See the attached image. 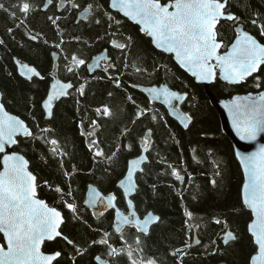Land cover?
<instances>
[{
    "label": "snow or ice",
    "instance_id": "snow-or-ice-1",
    "mask_svg": "<svg viewBox=\"0 0 264 264\" xmlns=\"http://www.w3.org/2000/svg\"><path fill=\"white\" fill-rule=\"evenodd\" d=\"M69 8H65V0L54 3V0H44L43 9H37L31 3V0H13L8 6L0 2V10L9 13L10 18L17 19V12L21 14L20 25L27 27V18L36 10L47 11L49 6H53L57 12L64 10L71 15L72 9H79L80 5L75 0H66ZM228 0H169L168 3H162L161 0H106V7L102 3H93L87 5L82 17L76 19H87L89 26H96L102 29L92 38H84L80 35H73L65 39L64 30L61 29L59 21L62 14L48 15L55 34L59 37L58 41H49L41 32H26L24 35L27 41L33 43L43 42L49 45L54 51L51 52L52 61H59L63 57V70L79 80H85V83H79L76 87L72 80L66 83L54 82L46 98L42 102V115L46 120L54 118V105L61 98L71 97L73 90L80 97H86V87L92 81L106 80L111 82L116 89H123L127 92L128 88L139 90L135 83H128L125 86L123 77L127 74L130 67L134 68L136 73H147L148 68L138 58L136 63L130 65L128 56L134 46V39L131 35L122 31V21L128 20L139 26L141 35L150 38L155 49L174 57L180 68L186 70L199 81H213L219 74L220 79L226 81L229 85H237L253 76L254 73L262 70L264 66V44L259 43L252 35L238 30L237 38L231 45V49L224 54L220 53L222 41L218 39L217 25L222 21L239 22L240 18L228 10ZM93 13L91 19L88 18L89 12ZM253 25H257V20H252ZM260 35L264 36V24H259ZM7 32L12 40L21 47L23 43L17 41L13 28H8ZM104 41L108 47L104 48L99 54L91 57L92 63L88 59L74 52L68 54L65 45L75 42L81 45L80 52L85 47H92L94 44ZM5 41L0 39V45ZM109 49L116 50L119 60H114ZM17 68L19 75L27 81H33V78L43 79L41 73L33 66L22 63L15 56L9 58ZM86 69V75L83 74ZM102 71V75H93L97 70ZM155 72L162 70L161 66L153 65ZM163 70H167L164 68ZM13 76V73H9ZM257 88H264V81L259 76L253 77ZM146 96V103L139 102L129 93L126 101L135 108L131 125L134 127L137 122L148 121V126L138 134L137 137H131L132 127H123L119 139L120 143L115 144L114 149L105 152L101 146L97 131L100 129L99 120L110 118L112 110L107 104L94 107L96 118L92 119L88 128L84 125L86 120L81 117L77 128L79 134L83 137L84 143L91 154L94 164H105V171H110L112 165L118 159L121 152H138V155L127 162L126 172L117 182V189L122 190L121 198L126 204L127 212H122L118 208L117 193L101 195L95 188H91L88 193V199L85 201L86 209H92L94 216H104L108 211H113L112 220L113 232L107 230H98L100 234L92 239L85 247H81L74 240L65 236L61 230V225L65 223V218L56 207L49 206L42 199L37 198L36 177L28 171V162L23 156L15 154H4L0 164L3 170L0 171V264H53L62 253L57 251L52 254H44L41 251V245L46 240H53L61 237L71 246L69 259L72 264H77V257H83L89 253L93 247L99 246L105 251L93 256L95 264H119V257L126 256L128 264H157L154 258H145L143 255L142 236L151 234L150 226L161 222V218L152 212H147L142 218L137 215L133 201L139 195V176L148 171L147 166L151 163V154L157 151L154 144V129L152 125H159L163 122L168 127L165 116L158 115L157 110L153 108L152 102L163 99V103L168 105L169 113L174 115L180 121L185 130H190V124L193 117L180 110L179 105L188 99L187 93L181 94L178 91H172L166 86H151L143 90ZM107 96H113L112 91L107 92ZM177 102L173 104V102ZM81 100L77 99L76 104L80 105ZM228 113L229 120L236 135L241 141L253 142L258 135L264 133V91L258 95L235 97L231 102L223 105ZM79 111V108L77 109ZM36 127L41 134L50 133L52 130L47 127ZM23 136L26 139L43 140L49 145V151L55 158L59 156L60 167L65 168L63 176L69 180L67 187L53 186L45 181L50 190H53L60 198L59 202L68 210L74 219H82L81 207L75 202L74 193L71 186V179L76 174L75 167L71 171L66 169L63 157L66 152L58 148V141L50 138L48 135H37L23 120L10 116L5 111V106L0 103V153L6 152V146L16 145V137ZM172 139L176 140V145L180 146V141L173 134ZM127 141V142H125ZM209 155L211 152L209 151ZM237 158L244 169V183L242 188V204L245 209L250 210L251 222L247 225V231L250 235V244L252 246L248 257L245 258V264H264V145L258 152L250 155H241L237 153ZM160 162V161H157ZM170 170V175L181 185L185 183V176L181 170L167 161H163ZM183 163V160H181ZM139 174V175H138ZM167 174V171L166 173ZM216 176H220L219 165L217 164ZM188 181L192 180L191 173H188ZM213 187L217 186L215 179L210 181ZM155 189V185L152 186ZM178 194L183 196L182 190ZM71 198V199H69ZM102 209L99 210L98 209ZM184 226L189 233L192 228L189 227V220L193 219V213L189 210L184 211ZM214 223L219 225L221 220L214 218ZM125 226L134 229V244L130 243L125 234ZM225 226H227L225 224ZM119 235L121 246L114 245L113 237ZM194 239L196 245L201 241L192 235H188L184 240L183 247L175 248L170 254L177 257L176 264H183V257L188 254V249L192 247L189 243ZM221 240L224 245L236 241L237 237L232 231H225ZM216 245L217 241H211ZM206 251L208 246H204ZM219 251L218 247L213 248L211 254ZM104 256L107 259L103 258Z\"/></svg>",
    "mask_w": 264,
    "mask_h": 264
},
{
    "label": "trees",
    "instance_id": "trees-1",
    "mask_svg": "<svg viewBox=\"0 0 264 264\" xmlns=\"http://www.w3.org/2000/svg\"><path fill=\"white\" fill-rule=\"evenodd\" d=\"M0 2L8 6L13 0H0ZM75 2L80 5V8L72 9L71 15L64 10L58 13L51 6L45 12L40 10L32 12L27 18V27L20 25L19 28H16L21 17L19 12H17V19L13 20L9 13L0 10V39L5 41L4 45H0V92L6 110L21 118L37 135H48L50 138L57 139V147L66 152L63 157L66 169L71 171L75 167L77 170L70 183L75 202L81 207L82 219H74L72 214L59 202V196L45 184L47 181L50 185L65 188L69 184V180L63 176L65 168L60 167L59 156L54 158L49 151L50 146L43 140L17 139L18 143L14 151L22 154L28 161L29 170L36 177L39 185L37 196L62 212L65 218V223L61 226L63 234L81 247H85L100 234L94 229L113 232L111 228L112 211L94 220L91 214L82 208L81 203L86 187L93 185L103 194L117 193L118 208L125 211V202L120 196L121 192L116 188V183L123 177L127 161L136 157L138 152H121L111 170L106 172L105 164L93 163L83 137L79 134L77 124L81 117H84L86 120L84 127L87 129L91 120L96 118L94 107L107 104L112 110V115L110 118L99 120L101 127L97 131V136L105 152H110L115 144L120 143L119 135L123 127H132L130 135L135 138L146 129L148 121L137 122L133 127L130 122L135 108L126 101L127 94L131 93L139 102L146 103L144 95L132 88H128L127 92L123 89H116L111 82L106 80L92 81L85 89L86 97H80L73 90L71 97L56 102L54 118L46 120L42 115L40 104L45 98L51 81L49 77L52 68L51 52L55 49L43 42L27 41L24 34L28 31H32L33 34L41 32L50 42L58 41L59 37L47 20L48 15L54 14H62L64 17L59 24L64 30L65 39L73 35L88 39L98 32L102 33V29L94 25L89 26L87 19H76L78 14L94 0H75ZM96 2L106 7V0H96ZM161 2L167 3L169 0H161ZM31 3L35 8L42 9L44 0H31ZM227 7L240 20L238 23L222 21L218 25V39L223 42V49L232 41L236 24H241L245 30L264 44V36L260 35L259 28V24H264V0H228ZM65 8H69L67 2ZM92 16L93 13L90 11L88 18L91 19ZM253 19L257 20V25L252 24ZM122 25V31L134 39V46L128 56L130 65L136 63L138 58H142L140 62L149 70L147 73L138 74L134 68L130 67L123 77L125 86L130 82L142 86L165 83L172 90L181 94L187 93L188 99L181 105V109L193 117L190 130L182 129L167 115L162 106L152 103L158 115L166 117L168 127H165L163 122L159 125H152L153 140L157 151L151 154V163L147 166L148 171L139 176V195L133 201L135 210L140 216L150 211L161 218L160 223L151 227L150 235L141 237L143 255L145 258H154L157 264H176L177 257L170 253L177 247H183L185 238L192 235L199 238L201 244L194 245V239L189 241L192 247L183 257V264H245V258L248 257L252 248L250 236L246 230L251 215L241 202L242 173L229 140L220 130L216 112L211 107L203 88L179 70L171 57L154 50L149 39L141 35L139 29L127 20H123ZM8 28L14 29L17 41L23 43L22 47L9 36ZM64 47L69 55L79 52L90 62L92 56L100 53L108 45L100 41L92 47H85L83 52H80L81 45L75 42L66 44ZM109 51L114 60L120 59L116 50L109 49ZM12 56L34 66L43 79L33 78V81H27L20 78L13 61L9 59ZM153 65L161 66L162 70L155 72ZM164 68L167 70H163ZM10 72L13 76H9ZM83 74L86 75V69ZM102 74L101 71L93 73L97 76ZM58 76L63 81L72 80L76 87L79 83H85L82 79L77 82L76 78L63 70L62 56L59 61ZM256 76L264 81V68ZM251 81L230 86L216 80L210 87V91L216 99H226L235 94L264 90V88L256 87L254 79ZM108 91L113 92L111 98L107 96ZM77 99L82 101L80 105L76 104ZM37 123L40 127H47L52 131L41 134L36 127ZM173 134L180 141V146H177L176 140L172 139ZM163 161L181 170V174L185 176L183 185L170 175V170H167V165ZM217 164L221 172L220 176L215 175ZM166 171L167 174H165ZM188 173L192 175L191 181L187 179ZM213 179L218 182L216 187H213L210 182ZM153 185L156 186L155 189ZM178 190H182V197L178 194ZM186 209L193 213V219L189 220L191 233L184 226ZM217 217L221 220L219 225L214 223V218ZM225 231H232L237 237L236 241L230 242L227 246L221 240ZM125 234L128 241L135 246L134 229L125 228ZM213 240L217 241L216 245L211 244ZM112 242L120 247L119 235H114ZM205 245L208 246L207 251ZM217 247L219 251L211 254L212 249ZM70 250L71 246L67 245L63 239H55L43 245L44 252L60 251L62 253V257L58 258L59 264H72L69 259ZM104 251L99 246L93 247L88 254L77 257V264H95L93 256ZM103 258L107 259L106 256ZM117 259L119 264H128L126 256ZM55 264H57L56 261Z\"/></svg>",
    "mask_w": 264,
    "mask_h": 264
},
{
    "label": "water",
    "instance_id": "water-1",
    "mask_svg": "<svg viewBox=\"0 0 264 264\" xmlns=\"http://www.w3.org/2000/svg\"><path fill=\"white\" fill-rule=\"evenodd\" d=\"M58 1V3L60 2V0H57ZM168 3V2H167ZM65 5H66V2H65ZM83 13H84V11H82V12H80L79 13V15H78V17H82L83 16ZM89 14V13H88ZM79 20H83V19H79ZM126 20V19H125ZM128 21V20H127ZM129 23H131L132 25H134V26H136L138 29H139V26L138 25H136V24H134L133 22H131V21H128ZM219 25V24H218ZM217 25V26H218ZM238 30L239 31H241V32H247L246 30H244V28H243V26L241 25V24H237L235 27H234V33H235V37H234V39L231 41V43L226 47V49L225 50H223L222 51V48L220 49V53L221 54H224V53H226L227 51H229L230 49H231V45L235 42V40H236V38H237V32H238ZM249 35H252V34H250L249 32H247ZM253 36V35H252ZM147 37V36H146ZM259 43H261L255 36H253ZM148 38V37H147ZM149 39V41H150V43H151V46L153 47V49L154 50H156V51H158V52H160V53H162V54H164V55H166V56H169V57H171V60L173 61V63L176 65V67L179 69V70H181L183 73H185L188 77H190L191 79H193V81H194V83L195 84H197V85H199V86H201L202 88H203V91L205 92V94H206V96L208 97V100H209V103H210V105H211V107L214 109V111L216 112V114H217V117H218V120H219V125H220V130H221V132H222V134L229 140V142H230V144H231V147H232V150H233V154H234V157H235V159H236V161H237V163H238V165H239V167H240V171H241V173H242V185H241V190H240V197H241V202H242V188H243V183H244V179H245V177H244V169H243V167L241 166V162H240V160L237 158V153H239V154H241V155H250V154H252V153H254V152H258L259 151V149H260V147L262 146V145H264V133H261L260 135H258V137H257V139L255 140V141H253V142H247V141H241L240 139H239V137L236 135V132L234 131V129H233V127H232V123H231V121L229 120V116H228V113H227V111L225 110V108L223 107V105L225 104V103H228V102H231L235 97H244V96H248V95H252V96H256V95H258L259 94V92L258 93H248V94H235V95H232L231 97H229V98H226V99H216L215 98V96L212 94V92L210 91V87L215 83V81L216 80H219L220 82H222V83H225V84H227V85H229L226 81H224V80H222V79H220V77H219V74H217V77H216V79L215 80H213V81H211V82H209V81H197L194 77H192L191 76V74L189 73V72H187L186 70H184V69H182V68H180L179 67V65L176 63V61H175V59H174V57H172L170 54H167V53H163L162 51H159V50H157V49H155L154 48V46H153V44H152V42H151V40H150V38H148ZM222 46H223V43H222ZM99 54V53H98ZM97 55V54H96ZM89 63H92V60H90V62ZM14 65H15V63H14ZM15 68H16V65H15ZM97 71H99V69L97 70ZM16 73H17V75L20 77V78H22V79H25V78H23V77H21L20 75H19V73H18V71H17V68H16ZM254 74H256V73H254ZM253 74V75H254ZM49 76H50V78H51V81H50V83H49V86H48V89H47V92H46V95H45V98H46V96H47V94H48V92L50 91V89H51V85L54 83V82H60V83H66L65 81H62V80H60V78L58 77V67H57V62H54V61H52V68H51V72H50V74H49ZM249 78V77H248ZM247 78V79H248ZM26 80V79H25ZM241 84V83H240ZM240 84H237V85H240ZM139 86V90H137L138 92H140L142 95H144L145 97L147 96V94L146 93H144L143 92V90L145 89V88H147V87H151V86H156V87H161V86H166V87H168L165 83H162V84H160V85H151V86H142V85H138ZM230 86H236V85H230ZM169 88V87H168ZM170 90H172L171 88H169ZM136 90V89H135ZM172 91H175V90H172ZM262 91H264V90H262ZM62 99H64V98H61V100ZM60 101V100H59ZM43 102V101H42ZM42 102H41V104H40V106L42 105ZM0 103H2V100H1V92H0ZM152 103H155V104H158V105H160V106H162L163 108H164V110L166 111V113H167V115L173 120V121H175L182 129H184L183 127H182V125L180 124V121L178 120V119H176L175 118V116L174 115H171L170 113H169V107H168V105H165L164 103H163V99H160V100H155V101H153ZM177 102H173V104H176ZM184 103V102H183ZM182 103V104H183ZM182 104H180L179 105V107H180V110L182 111V109H181V105ZM41 110H42V107H41ZM5 111L8 113V115H10V116H15L16 118H18V119H20L18 116H16V115H14V114H12V113H10V112H8L7 110H6V108H5ZM43 111V110H42ZM183 112V111H182ZM22 120V119H21ZM18 138H24L23 136H19V137H16V139H18ZM14 147H15V145H12V146H6V152L5 153H0V160H2V157H3V155L4 154H8V155H12V154H15V155H18V156H23L22 154H20V153H18V152H16V151H14ZM192 155H193V157H194V153L192 152ZM24 157V156H23ZM24 159L26 160V158L24 157ZM194 159H196L195 157H194ZM130 160V159H129ZM128 160V161H129ZM27 161V160H26ZM127 161V162H128ZM28 162V161H27ZM126 167H127V164H126ZM3 170V165L2 164H0V171H2ZM28 171H30L29 170V163H28ZM31 172V171H30ZM125 172H126V169H125ZM124 172V173H125ZM36 182H37V180H36ZM91 188H95L97 191H99L95 186H93V185H88L87 187H86V190H85V192H84V196H83V201H82V203H81V206H82V208L83 209H86V204H85V201L88 199V193H89V190L91 189ZM116 188H117V183H116ZM121 193H122V190H119ZM100 192V191H99ZM101 193V195H109V194H103L102 192H100ZM37 198H39L38 196H37ZM40 199V198H39ZM49 205V204H48ZM126 205V204H125ZM50 206V205H49ZM98 209H99V206H98ZM99 210H102V209H99ZM249 213H250V210H248V209H246ZM87 211L91 214V216H92V218L94 219V220H98V219H100L101 217H103V216H94L93 215V210L92 209H87ZM111 211V210H110ZM122 211V210H121ZM113 212V211H112ZM122 212H127V208H126V211H122ZM138 215V214H137ZM146 215V214H145ZM155 215V214H154ZM250 215H251V213H250ZM139 216V215H138ZM140 217V216H139ZM143 217V216H142ZM141 217V218H142ZM113 218H114V213H113ZM113 220V219H112ZM250 222H251V220H250ZM249 222V223H250ZM248 223V224H249ZM247 224V225H248ZM62 226V225H61ZM152 226H150V228H151ZM125 228H128L127 226H125ZM112 230L114 231V229H113V227H112ZM246 230H247V228H246ZM247 234L249 235V233H248V231H247ZM0 235H2V234H0ZM250 236V235H249ZM55 239H62L61 237H56ZM55 239H53V240H46V241H44L43 242V244L41 245V251H42V253H44V254H52V253H47V252H44L43 251V245L45 244V243H49V242H52V241H54ZM64 240V239H63ZM223 243V242H222ZM194 245H195V243H194ZM53 264H55V261H53Z\"/></svg>",
    "mask_w": 264,
    "mask_h": 264
},
{
    "label": "flooded vegetation",
    "instance_id": "flooded-vegetation-1",
    "mask_svg": "<svg viewBox=\"0 0 264 264\" xmlns=\"http://www.w3.org/2000/svg\"><path fill=\"white\" fill-rule=\"evenodd\" d=\"M55 3H58V1L57 0H55ZM43 7H44V5H43ZM43 7H42V9H43ZM51 6H49V8H50ZM65 7H66V5H65ZM63 10H61L60 12H58V13H61ZM45 12V11H44ZM78 17V16H77ZM263 68H264V66H262V70H263ZM261 70V71H262ZM259 72L260 71H258L256 74H254L253 76H251V77H249L246 81H244V82H242L241 84H244V83H246V82H252L251 81V79H253V77H255L256 75H259ZM259 92V91H258ZM254 93H257V92H254ZM112 219H113V212H112ZM111 228H112V226H111Z\"/></svg>",
    "mask_w": 264,
    "mask_h": 264
}]
</instances>
